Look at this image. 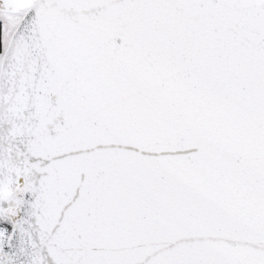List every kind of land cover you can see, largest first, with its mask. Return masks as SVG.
<instances>
[{
    "label": "snow or ice",
    "instance_id": "obj_1",
    "mask_svg": "<svg viewBox=\"0 0 264 264\" xmlns=\"http://www.w3.org/2000/svg\"><path fill=\"white\" fill-rule=\"evenodd\" d=\"M0 264H264V0H0Z\"/></svg>",
    "mask_w": 264,
    "mask_h": 264
}]
</instances>
